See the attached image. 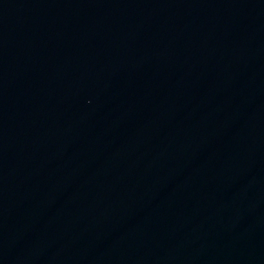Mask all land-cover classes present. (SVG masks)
I'll return each instance as SVG.
<instances>
[{"label": "water", "instance_id": "1", "mask_svg": "<svg viewBox=\"0 0 264 264\" xmlns=\"http://www.w3.org/2000/svg\"><path fill=\"white\" fill-rule=\"evenodd\" d=\"M149 264H264V191L201 227Z\"/></svg>", "mask_w": 264, "mask_h": 264}]
</instances>
